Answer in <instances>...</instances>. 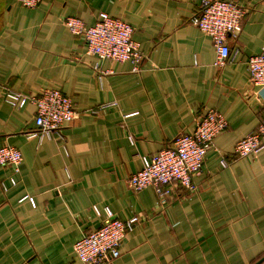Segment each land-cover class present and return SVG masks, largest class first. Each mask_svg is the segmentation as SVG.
<instances>
[{
    "label": "crops",
    "instance_id": "crops-1",
    "mask_svg": "<svg viewBox=\"0 0 264 264\" xmlns=\"http://www.w3.org/2000/svg\"><path fill=\"white\" fill-rule=\"evenodd\" d=\"M201 1L41 0L28 8L0 0V147L23 156L19 172L0 165V264H81L74 245L101 226L106 206L122 220L140 217L107 264H264V150L221 164L264 119V87L247 66L264 45V0H230L250 11L223 66L212 39L188 21ZM103 11L134 28L140 65L99 61L64 24L75 16L91 26ZM6 88L35 96L59 89L80 114L64 140L29 137L36 106L9 105ZM209 108L229 125L194 176L198 192L179 190L166 207L153 187L135 192L140 156L193 132Z\"/></svg>",
    "mask_w": 264,
    "mask_h": 264
},
{
    "label": "built area",
    "instance_id": "built-area-1",
    "mask_svg": "<svg viewBox=\"0 0 264 264\" xmlns=\"http://www.w3.org/2000/svg\"><path fill=\"white\" fill-rule=\"evenodd\" d=\"M23 6L34 8L41 0H20ZM250 7L238 1L202 0L196 13L189 22L197 26L209 36L216 48V66L225 65L231 58L232 49L229 37H237L243 27V19ZM64 24L75 35L85 39L87 50L99 61L111 59L116 62L131 61L140 65L144 60L140 44L134 37V28L124 20L114 17L108 12H100L96 22L91 26L78 17L67 16ZM99 61L95 69L99 70ZM247 66L252 82L264 87V45L261 52L247 59ZM108 73V71H101ZM4 101L9 105L22 109L28 103L36 106L35 124L37 129L27 133L29 137L40 139L57 136L65 139L64 128L71 123L80 112L73 100L56 88H46L40 96L27 95L6 88ZM103 104L92 110L98 113L109 105ZM225 116L214 108L207 109L196 119L193 132L179 134L172 145L167 146L154 155H141L142 168L130 178L131 188L139 192L153 187L157 194L158 205L166 207L179 190L198 192L199 186L194 176L203 170L209 150L215 149L216 138L228 128ZM132 143L134 137L130 136ZM264 150V119L257 128L240 139L234 148L233 158L223 156L221 164L227 167L236 158L254 156ZM23 156L19 149L12 145L0 147V165H11L15 172L20 171ZM15 185L16 180L12 179ZM33 204L34 198L26 196ZM100 214V209L94 206ZM106 218L100 227L84 234L74 245V252L81 264H107L120 256V246L128 232L132 231L140 221L139 216L122 220L114 211L106 206Z\"/></svg>",
    "mask_w": 264,
    "mask_h": 264
},
{
    "label": "water",
    "instance_id": "water-1",
    "mask_svg": "<svg viewBox=\"0 0 264 264\" xmlns=\"http://www.w3.org/2000/svg\"><path fill=\"white\" fill-rule=\"evenodd\" d=\"M260 262L256 263V264H259Z\"/></svg>",
    "mask_w": 264,
    "mask_h": 264
}]
</instances>
